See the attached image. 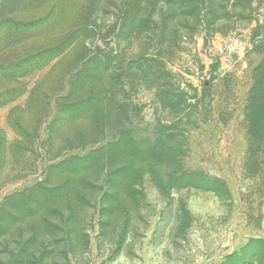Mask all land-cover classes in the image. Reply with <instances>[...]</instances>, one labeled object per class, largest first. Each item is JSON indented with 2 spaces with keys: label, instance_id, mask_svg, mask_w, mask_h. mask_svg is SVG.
<instances>
[{
  "label": "rangeland",
  "instance_id": "rangeland-1",
  "mask_svg": "<svg viewBox=\"0 0 264 264\" xmlns=\"http://www.w3.org/2000/svg\"><path fill=\"white\" fill-rule=\"evenodd\" d=\"M263 63L264 0H0V264H264Z\"/></svg>",
  "mask_w": 264,
  "mask_h": 264
},
{
  "label": "trees",
  "instance_id": "trees-1",
  "mask_svg": "<svg viewBox=\"0 0 264 264\" xmlns=\"http://www.w3.org/2000/svg\"><path fill=\"white\" fill-rule=\"evenodd\" d=\"M46 52V51H45ZM43 52L41 53L38 57H36V59H41V58H44V57H47L48 55H50L51 53L50 52ZM40 57V58H39ZM53 57V56H52ZM264 64V63H263ZM100 66H101V63L99 64H96L94 69L92 70L93 71V79L94 80H97V78L99 77L98 74H102V92H100L99 94H97V90L99 89L98 87H95L93 86V88L91 89L90 93H89V97L86 98L83 102H81V104H79V107L81 109H84V110H90V111H93V113H95V109H99L101 110L103 113H104V116H108L109 115V111H105L104 109H106L105 107L109 108V100H110V96H109V80L106 78V75H105V72L104 70L100 69ZM84 86L88 89V86H89V83H85ZM208 89V88H206ZM97 113V112H96ZM117 113V111H116ZM103 116V114H102ZM102 119V123L106 120L105 117L104 118H101ZM102 154H100V152H98V155L99 156H103L102 158H96L94 157L95 155L93 156H89V157H85L83 158L80 162L81 163H88L89 160H91V162H89V164H93L95 163L96 161H100V163L102 162V160H106V156L104 154V151H101ZM83 161V162H82Z\"/></svg>",
  "mask_w": 264,
  "mask_h": 264
}]
</instances>
